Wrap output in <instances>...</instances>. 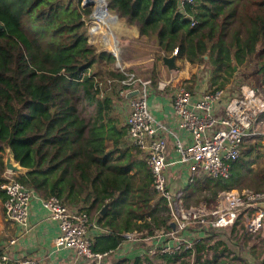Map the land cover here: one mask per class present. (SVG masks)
<instances>
[{
  "label": "trees",
  "instance_id": "16d2710c",
  "mask_svg": "<svg viewBox=\"0 0 264 264\" xmlns=\"http://www.w3.org/2000/svg\"><path fill=\"white\" fill-rule=\"evenodd\" d=\"M84 2L95 10L94 1ZM106 3L109 15L137 29L133 47L152 49L133 51L134 58L151 59L140 77L156 82L163 57H173L188 64L192 82L205 70L209 87L224 88L238 75L254 80L264 98V0ZM82 11L79 0H0V183L4 153L11 148L31 170L16 180L43 199L107 205L104 214L98 212L106 232L93 238L91 250L112 252L127 233L146 238L170 230V208L144 162L128 151L114 155L127 132L119 105L128 90L119 83L122 73L111 67L113 54L87 43ZM127 54L120 53L121 59L129 60ZM263 148V133L247 136L229 176L194 179L192 191L181 196L183 205L197 207L232 189L264 192ZM136 161L142 167L130 171ZM0 196L6 197L1 189ZM221 244L209 235L192 248L153 255L159 263L144 256L121 264H238L218 260L226 251L218 250ZM208 248L215 253L211 259Z\"/></svg>",
  "mask_w": 264,
  "mask_h": 264
},
{
  "label": "built area",
  "instance_id": "2783aa9c",
  "mask_svg": "<svg viewBox=\"0 0 264 264\" xmlns=\"http://www.w3.org/2000/svg\"><path fill=\"white\" fill-rule=\"evenodd\" d=\"M196 1L180 0V3L193 4ZM176 52L177 49L173 54ZM112 54L115 59L111 67L122 73L119 83L128 90L123 92L127 94L133 89L138 90L129 99L125 120L126 138L143 153L152 175V186L167 200L170 208L169 222L175 224L174 228L163 233L140 237L161 243H151L149 254H171L192 248L203 238L199 232L202 227L216 230L239 226L240 221L243 233L257 234L264 227V192L227 191L223 193L222 200L218 198L211 204L197 207H185L180 193L172 195L166 176V142L159 135L156 121L147 104L151 81L127 67L119 58L118 52L113 51ZM110 82L107 79V83ZM165 85L160 83L158 86L164 88ZM191 95L185 86L179 85L173 96V109L179 118L178 126L190 138L187 147L183 146L179 138L175 140L176 150L180 154L179 161L190 163L192 169L200 168L211 178H227L230 174V163L239 156L240 145L244 139L256 133L264 134V98L259 89L250 84H240L231 93L227 88L203 90L194 100ZM256 123L258 127L255 126ZM255 128H261L262 132H257ZM14 175L6 170L2 173L0 189L6 196L4 210L9 219L25 228L28 225L30 200L34 191L19 183ZM43 206L57 222L58 233L54 241L57 247L72 249L88 264H109L107 258L110 252L91 250L92 240L87 234L89 221L86 213L72 211L54 195L44 199ZM190 232L194 235L191 236ZM138 235L125 234L126 238ZM0 264H38V260L29 256L13 257L8 252H0Z\"/></svg>",
  "mask_w": 264,
  "mask_h": 264
},
{
  "label": "crops",
  "instance_id": "0c3cea01",
  "mask_svg": "<svg viewBox=\"0 0 264 264\" xmlns=\"http://www.w3.org/2000/svg\"><path fill=\"white\" fill-rule=\"evenodd\" d=\"M109 17L112 18L111 22L115 21L113 16L109 15ZM116 27L119 29L117 34L118 41L121 42L120 53L124 50L133 52L131 48H135L133 47V40L138 36L137 29L128 27L121 22ZM138 48L140 49L141 47L139 46ZM150 50L152 49L148 48L147 52ZM128 58L129 60H121L127 67L132 70L135 69L137 72L135 70L134 71L138 74H140L141 71L145 72L146 68L143 66L151 61V59L142 60L134 57ZM175 64L179 69L177 72L173 73L163 65L162 61V65H159V75L158 78H156V82H153L149 76L146 78L151 81L149 85L147 104L149 111L156 121L158 133L165 139L166 142L165 156L168 162V166L166 168L168 188L172 195L180 193L182 196V194H187L192 191V189L189 188L194 179L199 177H211L207 176L200 168L192 169L190 163L179 161L180 154L176 150L175 140L176 138H179L183 146L187 147L190 144V138L187 132L178 126L179 118L173 109V96L176 93L178 86L183 85L191 92L192 99H196L197 95L207 89L208 76L205 70L198 71L199 75L197 80L192 82L188 64H180L176 61ZM232 82V84L235 85L234 87L228 86L227 84L229 83L225 86V88L229 90V93H231L232 90L235 91V88H237L238 84L241 83L237 80ZM160 83H165V87L160 88L158 86ZM127 95L128 93L126 94L125 101L119 105V113L121 114L125 125L130 99ZM221 109L219 111H221ZM257 125L258 123L255 124L256 127L259 126ZM255 130H258V128H255ZM122 151H128L133 155L134 159L146 164L143 153L137 148V146L127 140L126 134L123 141L117 145V151L114 155H118L122 153ZM262 151L264 152V148ZM138 161H136L138 164L133 166L130 171H133L137 167H142ZM251 167L255 168V162L251 165ZM15 175L17 176L19 174ZM248 190L249 189H243L242 192ZM231 191L238 192L237 189H232ZM223 193L224 192H221L218 196L221 200ZM43 200V197L34 191V195L30 200L28 225L23 228L7 217L3 205L4 200L3 197L0 196V252H8L13 257H34L38 260V264H88V262L79 258L72 249L57 247L55 245L54 241L58 233L57 222L51 217L50 211L43 206ZM216 200H212L208 203L201 202L197 206L202 204L208 205ZM63 203L74 212H84L87 214L89 221L87 234L92 241L95 236L105 234L106 231L98 220L99 208L102 209L103 204H100L98 207L97 204L89 206V203L86 202H73L71 204H67L65 202ZM81 208L83 210H80ZM99 213L104 214L101 213V211ZM238 224L239 226H227L216 230H209L206 227H202L199 229V232L204 238L212 235L214 238L222 241L218 250L226 248V251H223L222 255L216 251L218 253V260L222 258L235 259L238 264H242L245 261L249 264H262L264 257V253L262 252V249L264 248V233L260 234L258 237L259 240L257 244H250L247 242L249 236L252 235L243 233L242 235L245 237L244 242L239 244L235 240L234 235L237 236L236 239H238V237L241 236L238 235V232L242 230L243 227L240 221H238ZM190 235L192 236L194 234L190 232ZM12 240L14 241L12 242ZM260 242L262 244H260ZM151 243L156 242H150L148 240L141 239L138 236L128 237L124 239L114 251L110 252L107 260L109 261V264H121L122 261H132L136 257L146 256L151 260H154V262L159 263V260L155 259L154 256L148 252L149 248H151ZM156 244L161 243L158 242ZM256 245H261L262 248L260 251L257 249L258 246L256 247ZM214 254L213 249L208 248L205 256L206 258L211 259L212 256H215Z\"/></svg>",
  "mask_w": 264,
  "mask_h": 264
},
{
  "label": "rangeland",
  "instance_id": "374dc122",
  "mask_svg": "<svg viewBox=\"0 0 264 264\" xmlns=\"http://www.w3.org/2000/svg\"><path fill=\"white\" fill-rule=\"evenodd\" d=\"M82 1H84V0H79V3H80V6H81V8H82V13H83V19H84V23H85V26H86V32H85V34L87 33V35H88V42L87 43H89V44H92V45H94L95 47H96V49H97V51H110L111 53L113 52V51H115V53L116 52H118V56H119V58H120V46H121V42L120 41H118V34H117V32H119L118 30V28L116 27L119 23H120V21H118V19L116 18L115 19V21H112L111 22V20H112V18L111 17H108V20H109V25H108V29L106 28V31L110 34V36H111V39H112V41H113V44H112V48L111 47H109V45L108 46H102V45H100V43H99V41H100V34H93V36H94V40H92L91 38H90V32H91V30L93 29V27H95L96 26V24H97V20H95V19H92L91 18V16H90V14H91V12L93 11V9H94V7L92 6V5H90V4H88L87 6L86 5H82ZM88 8H90V10H91V12H90V14H89V20L86 22V18H87V9ZM91 23L93 24V27L90 29V25H91ZM96 38V39H95ZM141 48L139 49V48H131L133 51H144V50H146L147 51V49L146 48H144V47H142V46H140ZM124 52H126V53H128L127 55H126V57L128 58V57H133V52H128V51H125L124 50ZM136 59H142V60H145V59H147V58H145V57H143V58H136ZM135 70V69H134ZM133 70V71H134ZM136 71V70H135ZM134 71V72H135ZM137 72V71H136ZM138 72H140V71H138ZM137 75H138V73H136ZM140 74L141 75H143V76H145V75H147V74H144V73H142V72H140ZM148 78V77H147ZM249 78V77H248ZM248 78H246V79H248ZM168 79V78H167ZM236 80L238 81V82H241V83H239L238 84V86H237V88L239 87V85L240 84H250V85H252V84H254L253 86H255V87H259L258 86V84L253 80L251 83H248V82H250V81H245V79L243 80V78H241L240 76H236ZM235 80V78H234V80L233 81H236ZM233 82H230L229 84H227L228 86H230V87H234L235 85H233L232 84ZM227 86V87H228ZM225 88V87H224ZM237 88H235V89H237ZM210 89H212V87H209V85H207V89L206 90H210ZM258 126V125H257ZM263 127H264V122H263ZM258 131L259 132H262L261 131V128H258ZM15 174V173H14ZM15 176V175H14ZM242 219H243V221H244V218L242 217ZM228 231V230H227ZM264 233V227L257 233V234H255V235H252V236H249V238H248V240H247V242H249L250 244H257V242H258V240H259V236H260V234H263ZM243 234V231L242 230H240L239 232H238V235H241V236H239L238 237V239H236V237L237 236H235L234 235V237H235V240L237 241V243H239V244H241V243H243L244 242V238L245 237H243L244 235H242ZM237 235V234H236ZM247 237V236H246ZM246 241V240H245ZM260 244H262L261 242H260ZM258 245H256V247H257ZM261 245L260 246H258V250L260 251L261 250Z\"/></svg>",
  "mask_w": 264,
  "mask_h": 264
},
{
  "label": "water",
  "instance_id": "95a60500",
  "mask_svg": "<svg viewBox=\"0 0 264 264\" xmlns=\"http://www.w3.org/2000/svg\"><path fill=\"white\" fill-rule=\"evenodd\" d=\"M105 3V8L107 9V3L106 0H104ZM82 5H86L85 3H82ZM111 15V14H110ZM113 16L115 19L117 18L114 15ZM1 27V25H0ZM205 58H207L208 56L205 55ZM163 65L166 66V68L170 71V72H177V70L179 69L178 66L175 64V61L173 59V57H163ZM236 68V67H234ZM138 93V90H132L128 93L127 97H131L133 95H136ZM3 163H4V169L8 172H12L15 174H25L29 171H31L29 168L22 166L18 161L15 160L13 151L11 150V148H6L5 153H4V158H3ZM107 205H105L102 209H101V213H104L106 211ZM174 223L171 222L170 226L171 228H174Z\"/></svg>",
  "mask_w": 264,
  "mask_h": 264
},
{
  "label": "bare ground",
  "instance_id": "6f19581e",
  "mask_svg": "<svg viewBox=\"0 0 264 264\" xmlns=\"http://www.w3.org/2000/svg\"><path fill=\"white\" fill-rule=\"evenodd\" d=\"M92 1L95 2V10L93 11V13L91 12L90 16L92 19L97 20V24L95 27H93V29L90 32L91 33L90 38L94 40L93 34H100V41H99L100 45L102 46L109 45V47L112 48L113 41L111 39L110 34L106 31V28L108 27L110 23L108 20L109 15L104 5L101 4L99 0H92ZM82 3H85V2L82 1Z\"/></svg>",
  "mask_w": 264,
  "mask_h": 264
}]
</instances>
